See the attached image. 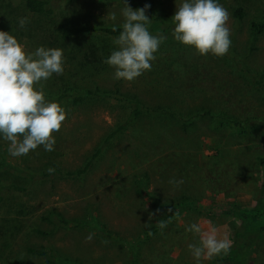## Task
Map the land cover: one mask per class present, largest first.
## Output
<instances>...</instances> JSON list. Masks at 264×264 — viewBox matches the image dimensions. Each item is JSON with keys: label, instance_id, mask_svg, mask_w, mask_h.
Wrapping results in <instances>:
<instances>
[{"label": "rangeland", "instance_id": "rangeland-1", "mask_svg": "<svg viewBox=\"0 0 264 264\" xmlns=\"http://www.w3.org/2000/svg\"><path fill=\"white\" fill-rule=\"evenodd\" d=\"M47 1L54 17L45 31L46 38L55 36L56 26L78 23L121 27L124 22L123 3L78 0L68 5L64 0ZM144 1L150 5V15L166 14L171 18L183 2ZM216 2L229 14L233 5L244 11L240 22H234L230 16L227 26L230 40L237 47V65L248 72L245 76L214 55L200 56L194 48L170 36H166L155 54L151 71L132 82L113 79L114 69L104 63L117 50L113 41L118 36L91 32L55 46L63 50L64 71L42 81L44 91L49 87L56 91L67 79L78 81L81 74L78 77L72 74L77 65L70 58L79 57L78 51L85 45L97 50L104 65L103 70L84 81L86 88L93 91L97 87L107 97L86 99L79 105L73 99L59 103L66 119L60 131L53 134L56 143L51 152L38 146L27 155L12 157L8 152L9 142L2 137L5 157L11 165L32 172H48L49 168L61 173L78 171L83 168L85 156L91 154L100 140L125 121L129 112L125 98L136 99L142 108L160 114L149 119L143 110L135 121L117 130L109 144L101 149L94 166L82 174V184L78 178L72 180L63 175L35 178L33 183L26 182L29 188L26 193L7 194L0 206V218H4L0 228V264H47L24 254L25 248L41 247L54 248L87 264H129L133 254L138 264H216L214 260L218 256L199 262L193 257L188 245L198 244L199 237L186 228L192 223L211 221L221 236L231 239L237 222L212 208L225 201L238 202L243 207L257 204L264 175L258 161L264 156V129L237 135L231 127L219 125L212 117L195 118V124L188 131L182 125L202 113L214 116L218 110L228 114L224 116L228 121L237 119L245 125L254 123L252 114L261 111L264 123V32L254 41L248 32L249 23L260 22L264 14V0ZM128 5L134 10L140 9L138 4ZM0 7H4V31L13 30L12 25H16H10L8 19L18 23L19 18L26 17L27 25L31 24L33 29L41 24L36 21L38 18L23 10L22 0H0ZM111 13L116 14L115 21L107 17ZM27 25L10 34L31 53L40 47L41 38L37 42L34 32H29L30 37L20 36L21 31H28ZM35 33L39 35V30ZM40 36L43 37L42 32ZM71 48L74 51L69 52ZM249 80L259 82V91ZM241 99H245L243 104ZM254 105L257 110H252ZM170 160L185 162V165L180 168L169 163ZM9 175L12 179L4 182L24 183L15 172L10 170ZM140 176H144V182H138ZM173 178L184 183L177 188L168 182ZM200 207L212 212L207 214ZM89 209L97 211V222L116 241L105 239L95 230L53 226V216L47 221L41 216L52 211L67 220H79L86 218ZM159 221H165L167 227L161 229ZM36 229L47 236L37 235ZM90 233L95 236L85 242ZM246 264H264V233L255 238Z\"/></svg>", "mask_w": 264, "mask_h": 264}, {"label": "clouds", "instance_id": "clouds-1", "mask_svg": "<svg viewBox=\"0 0 264 264\" xmlns=\"http://www.w3.org/2000/svg\"><path fill=\"white\" fill-rule=\"evenodd\" d=\"M122 3L124 22L119 36L113 41L117 50L112 51L104 63L114 69L113 79L132 82L151 71L155 54L167 37L149 31L151 20L146 12L150 5L134 10L127 0ZM107 17L116 20L115 13ZM229 18L227 9L216 0H183L172 17V35L182 45L194 48L200 56L211 54L222 58L231 46ZM18 23L23 29L29 20L22 17ZM113 31H116L115 27ZM63 63L62 49L41 46L27 53L12 34L0 31V134L9 142L8 152L12 157L27 155L38 146H43L46 152L54 150L53 134L60 131L66 112L57 102L45 98L41 82L53 74L62 75ZM54 171L48 169L49 174ZM168 182L177 188L184 183L175 178ZM158 226L163 229L167 223L159 221ZM186 231L199 237L198 244L188 245L198 262L227 255L231 250V239L227 235L221 236L211 221L192 223ZM94 236L95 233H90L85 242H90Z\"/></svg>", "mask_w": 264, "mask_h": 264}, {"label": "trees", "instance_id": "trees-1", "mask_svg": "<svg viewBox=\"0 0 264 264\" xmlns=\"http://www.w3.org/2000/svg\"><path fill=\"white\" fill-rule=\"evenodd\" d=\"M78 0H64L65 4H73L74 2H77ZM81 1V0H80ZM96 2H109V3H115V4H121L123 0H95ZM127 3L132 4H138L140 8H143L147 3H143V0H127ZM22 7L23 10L33 16L38 18L36 21H41L40 26L34 27L31 24L27 25L28 31H21L20 36L24 37H30V33L34 34L35 37L38 40L41 38L40 41V47L43 46L45 48H56L57 45H62L64 43H68L71 40L78 39V37L84 36L85 34L91 33V32H99L106 36H119L120 31L122 30L121 27L118 26H102V25H85V24H70L65 26H56L55 29V36L46 38L45 34L47 31V26L49 23H52L53 17H54V11L50 5V2L47 0H22ZM0 31H4V7H0ZM150 10L148 9L146 14L150 16L151 23L148 26L150 32L154 33H160L164 34L165 36L173 37L172 33L174 30V22L171 17L167 16L166 14H151ZM230 16L234 22H240L244 17V11L240 6H231L229 8ZM264 13V12H263ZM7 17V16H6ZM8 23L12 25L13 23L16 25H12L13 30H8L5 32L8 33H15L18 32L19 25L15 21H11L8 19ZM116 28V31H113V28ZM39 30V35L35 33V31ZM49 29V28H48ZM30 32V33H29ZM41 32L43 33V37H41ZM249 36H251L252 40L254 41L257 36L261 35L264 32V14L260 16V22H250L248 27ZM39 48V47H38ZM69 52L74 51L73 48L71 50H68ZM80 54L79 57L72 56L70 60H73L76 62L77 70L73 71L74 76H81L78 78V81L71 82L69 79L64 81L62 85L58 86L56 91H51L52 89L48 88V91L45 92V98L48 101H54L59 103L62 102H68L69 100L77 101L78 105L83 100H93L94 98H103L107 97L104 96L105 93L103 90L98 89L95 87L93 91H90L88 88H86V84L84 81H87V78H89L93 73H96L99 70L104 69V65L102 63V59L98 56L97 50L95 48L82 46L81 51H78ZM236 54H237V47L235 46L234 41H231V46L228 51V53L223 56L222 58H218L214 56L216 59H219L220 61H223L224 64L233 67L234 70L238 73H242V76H245L247 71L244 72L243 68H240L237 65L236 62ZM81 71V72H80ZM250 76V74H249ZM58 77V76H57ZM250 85H253L255 89L259 91V88L257 87L259 82H251L250 80L247 81ZM53 84H56L55 82ZM38 88V87H37ZM115 94L117 92V88L114 90ZM257 101L256 99H254ZM74 101V102H75ZM124 102L129 107V112L127 113V116L125 118V121L122 122L117 126V128L113 131L108 133L106 136H104L98 145L93 149L90 155L85 156L84 162H83V168L70 173H61L59 170L55 169L54 173L49 174V172H32L26 169H22L16 166L11 165V163L6 159L5 153L6 149L4 148V144H1L0 141V206L4 204V200L7 197V194H11V192H17V193H23L27 192L29 190L28 186L25 185L26 182L33 183V180L36 178H53L55 176H69L72 178V180L77 179L78 181L84 182L82 174L86 171H90L89 168L93 167V162L98 157V155L101 152V149L105 147L107 144H109L111 138L113 135L117 132V130H121L125 125H128L129 123H132L135 121L138 117H140L143 110L146 111V114L149 119L156 118V115L158 114V111L149 109V108H142L141 104L136 99L125 98ZM240 102L243 104L245 102V99H241ZM247 105H251L250 103H247ZM261 105V103H260ZM248 108V106H246ZM256 105H254V108L252 110H257ZM261 111H256V113L252 114L254 117L255 122L252 124L245 125L241 122H239L237 119H233L230 117V119L233 120H227L224 118L225 115H228L224 111L218 110L216 115L212 116L210 113H202L200 115H196V117H192L188 119L187 122H183L182 128L185 131H188L194 124H195V118L204 119L205 117H212L219 121V125L225 124L233 129V131L237 135H245L249 131L256 132L260 129H264V123L262 122V117L260 114ZM241 113V110H240ZM213 126V125H210ZM157 134L154 136L157 138ZM143 137V135H142ZM151 138V137H149ZM0 140H2V134H0ZM259 165L264 169V156L259 158ZM169 163H174L176 166H179L180 168L185 165V162L181 161H174L170 160ZM13 171L16 173V175L21 176V179L24 180V183H21L20 181L15 182L12 181H6L8 178L12 179L9 175V171ZM18 178V177H17ZM8 179V180H10ZM138 182H144V176H140L138 179ZM83 186V185H82ZM155 206H158V203H154ZM209 208H202L200 207L199 210H204L207 212V214H210L212 211ZM216 210L218 213L223 214L224 216H227L231 218L233 221L237 222V228L233 231L231 235V241H232V247L231 250L227 255H219L214 262L216 264H246V257L248 253L253 249V242L255 238L261 234L264 233V175L261 180V184L259 187V197L257 199V204H254L250 207H243L238 202L234 201H225L217 204L215 207L212 208V210ZM42 220L47 221L50 216H53L54 218V225L55 226H61L62 228L72 227L76 229H86V230H95L99 235H102L105 239H108L110 241H116L112 239V234L106 230L103 226H101L97 221V211L95 209H89V211L86 212V218L85 219H72L67 220L63 218L60 214L55 212H48L46 215H41ZM56 217V218H55ZM4 224V218H0V228L1 225ZM37 235L41 237L47 236V234L39 229H36L34 231ZM1 246V243H0ZM132 252L135 251L134 249H131ZM24 254L28 255L29 257H32L34 259H40L45 261L47 264H87L85 262L80 261L76 257H69L58 250L50 247H41L39 249L36 248H25ZM2 257H0L1 259ZM129 264H138V260L135 254H133L129 260Z\"/></svg>", "mask_w": 264, "mask_h": 264}]
</instances>
